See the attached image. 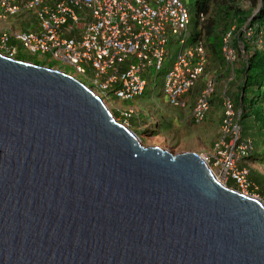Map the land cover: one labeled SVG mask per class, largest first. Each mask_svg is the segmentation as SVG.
<instances>
[{
    "label": "water",
    "instance_id": "1",
    "mask_svg": "<svg viewBox=\"0 0 264 264\" xmlns=\"http://www.w3.org/2000/svg\"><path fill=\"white\" fill-rule=\"evenodd\" d=\"M0 264H264V203L0 52Z\"/></svg>",
    "mask_w": 264,
    "mask_h": 264
},
{
    "label": "built area",
    "instance_id": "2",
    "mask_svg": "<svg viewBox=\"0 0 264 264\" xmlns=\"http://www.w3.org/2000/svg\"><path fill=\"white\" fill-rule=\"evenodd\" d=\"M0 10L4 15L25 11L34 18V25L26 31H0V51L10 57L17 53L15 46L8 45L14 36L28 52L48 54L72 65L90 86L84 84L109 104L112 99L121 102L143 94L148 79L154 82L169 56L171 41L181 46L163 78L162 91L170 105L184 107L186 93L205 73L207 49L203 40L187 41L190 18L181 0H0ZM204 20L200 13L199 26ZM230 33L224 35L221 50L225 68L232 72L236 54ZM213 90V80L207 78L192 105L194 122L204 120ZM221 98L217 140L201 156L219 182L225 184L231 178L239 191L247 193L248 169L238 168L237 162L251 154L253 142L241 137L240 110L225 88ZM114 109L127 125L139 112L133 105H115Z\"/></svg>",
    "mask_w": 264,
    "mask_h": 264
},
{
    "label": "rangeland",
    "instance_id": "3",
    "mask_svg": "<svg viewBox=\"0 0 264 264\" xmlns=\"http://www.w3.org/2000/svg\"><path fill=\"white\" fill-rule=\"evenodd\" d=\"M181 1L188 10L189 18L191 21V25H188L186 29L185 37L188 38L194 29V20L196 17V0ZM245 6L247 5L245 4ZM10 19L11 21H15L14 18ZM27 25H30L29 27L32 28V26L34 25V21L32 20L31 23L29 22L27 23ZM9 46H15L17 49L16 56L23 60H27L28 62L33 64L40 63V65L42 66L57 68L90 86V83L83 76L77 74L74 67L65 61L52 59L48 54L43 56L39 52L34 54L30 53L25 48H23L20 41L16 40L14 36H11ZM180 46V44L170 46V55L165 58L161 69L156 72L154 83H152L151 87H147V90L141 97L121 102H117L116 99H112V102L110 104L107 103V106L112 112L115 113V116L118 118L117 120L120 122L124 119L114 109L115 105H136L138 107L140 118L142 122L146 123L143 124V127H147L148 130L144 132H142L143 130L138 131L135 125H132L131 128L138 134L141 143L145 146H159L162 149H167L173 154L187 151L204 153L212 149V146L208 148V142L213 139L214 144L218 137L220 125L217 124V120L222 113V103L219 94L224 84L226 83V78L229 74L225 70L222 63H219L217 60L210 58V56L208 57L205 78H210L214 83V92L211 96L210 111L207 114V118L205 120L200 123L194 122L190 114L193 102L192 104L187 105V101L189 100L185 99L186 103L184 107H173L168 105L166 97L162 93L164 73ZM1 52L6 53L5 51ZM204 83V78L198 79L196 86L189 92V98L194 99L199 90L204 87ZM260 89L261 98L259 99L258 103L253 104L252 112L253 110L259 108L258 114L259 116H263V118L258 116L255 121L252 119H250V121L251 124L255 125V127H251V131L253 134L252 138L254 139L255 144L258 146L257 148H260L259 153L264 156V82L261 85ZM132 119H134L133 121H136L137 124V118ZM244 122L245 119L243 118L242 124ZM155 123H162V125H164L162 126V128H160L162 132L153 133L151 131ZM256 126L258 129L256 128ZM247 162H249L250 164L255 163L251 159H248L246 163ZM254 165H256L258 170L264 174V163H255ZM252 193H254L260 199V201L264 203V197H262V195L254 191H252Z\"/></svg>",
    "mask_w": 264,
    "mask_h": 264
},
{
    "label": "trees",
    "instance_id": "4",
    "mask_svg": "<svg viewBox=\"0 0 264 264\" xmlns=\"http://www.w3.org/2000/svg\"><path fill=\"white\" fill-rule=\"evenodd\" d=\"M195 6L196 16L203 13L206 18L197 29L195 22L198 20L195 18L194 32L188 41L192 43L203 40L208 57L210 56L219 63L223 62L221 42L224 35L231 32L230 41L237 59L234 76H237L239 81L238 93L233 96V100L235 107L242 111L240 119L241 137L245 138L246 136L242 135V120L244 118L246 121L249 119L255 121L259 116V108L252 112V107L261 98L260 87L264 82V0H196ZM248 31H250L249 35L247 34ZM242 53L245 58L242 57ZM14 58L27 61L17 56ZM34 64L40 65V63ZM229 94L231 95V93ZM113 115L115 116L114 112ZM259 117L263 118V116ZM133 120L130 121L131 126L136 123ZM162 126H164L162 123H155L151 131L153 133L162 132L160 129ZM249 126L250 129L255 127L251 123ZM147 130L146 128L144 131ZM254 151L253 143L252 154L247 159L264 163V156L259 151ZM227 186L235 188L231 178L227 180Z\"/></svg>",
    "mask_w": 264,
    "mask_h": 264
},
{
    "label": "crops",
    "instance_id": "5",
    "mask_svg": "<svg viewBox=\"0 0 264 264\" xmlns=\"http://www.w3.org/2000/svg\"><path fill=\"white\" fill-rule=\"evenodd\" d=\"M24 15H26L27 17H29L28 20H26V18H24ZM2 16V17H1ZM10 18H14L15 21H11ZM34 21V18L31 16L30 13H27L25 11H22L16 15H7V14H3L2 12H0V31H6L10 34H12V32H20V31H26L29 29L27 23ZM27 22V23H26ZM21 29V30H18ZM10 42V40H9ZM9 45V43H8ZM224 66V65H223ZM239 81L237 79V76H234V78L232 80L229 81L228 83V92L231 93L232 96H235L238 93V87H239ZM189 93H187L185 95L186 100L187 101V105L192 104V102L194 101V99L189 98ZM207 118V116H206ZM205 118V119H206ZM220 118H221V114L219 116V119L217 120V124L219 125L220 123ZM251 123L250 119L249 121H246L242 124V135L243 136H249L252 138V131L250 129L249 124ZM144 124H146L144 122ZM134 125L136 126V123H134ZM137 127V126H136ZM217 135V133H216ZM253 143H254V147H255V151L254 152H258L260 151V148L258 149L257 145L254 142V139L252 138ZM209 147L210 148L213 144V139L210 140L208 142ZM207 148V149H208ZM248 160V159H247ZM246 160V161H247ZM257 163V162H255ZM253 164H250L249 162L245 163V161H241L240 163H238L239 166L242 165H248L250 168V173H249V180L251 182V190L254 192L259 193L260 195H262V197H264V174L258 170L257 166Z\"/></svg>",
    "mask_w": 264,
    "mask_h": 264
},
{
    "label": "clouds",
    "instance_id": "6",
    "mask_svg": "<svg viewBox=\"0 0 264 264\" xmlns=\"http://www.w3.org/2000/svg\"><path fill=\"white\" fill-rule=\"evenodd\" d=\"M200 14V13H199ZM199 14L195 17L197 20H198V16H199ZM205 18H206V16H205ZM204 22V21H203ZM31 23V22H30ZM189 25H191V21H190V23H189ZM30 25H28V27H29ZM195 26H196V29L199 27V21L198 22H195ZM30 28V27H29ZM195 28V27H194ZM193 32H194V29H193ZM192 32V33H193ZM192 33L190 34V36L192 35ZM190 36L187 38V41L189 40V38H190ZM174 41H171L169 44H168V49H169V51H170V46L171 45H174V43H173ZM188 42H190V41H188ZM221 44H222V42H221ZM1 52V51H0ZM243 52V51H242ZM1 53H3V52H1ZM3 54H5V55H7L6 53H3ZM17 54V53H16ZM16 54L14 55V56H16ZM169 55H170V53H169ZM8 56V55H7ZM14 56L13 57H11V58H14ZM10 57V56H9ZM168 57V56H167ZM242 57L243 58H245V56H243V53H242ZM237 60V59H236ZM207 63H208V60H207ZM222 64L224 65V61L222 62ZM235 64H236V61H235V63H234V68H233V71L231 72V71H229V70H227L226 68H225V65H224V68H225V70L228 72V77L226 78V83L224 84V86H223V88L221 89V91L225 88L226 89V93L231 97V99H232V101H233V104H234V100H233V96L232 95H230L229 94V92H228V83H229V81L230 80H232L233 78H234V69H235ZM42 66V65H41ZM45 67H47V66H45ZM48 68H51V69H57V68H54V67H48ZM57 70H59V69H57ZM59 71H61V70H59ZM63 72V71H62ZM205 75H206V68H205V73L203 74V76H201L200 78H204L205 79V82H206V78H205ZM73 77V76H72ZM199 78V79H200ZM80 82H81V80H79ZM197 82H198V80H197ZM197 82H196V84H197ZM81 83H83V82H81ZM148 83H150V87H151V85H152V83H154V82H151V80H150V78L148 79V81H147V84H146V87H145V90L147 89V85H148ZM84 84V83H83ZM196 84L194 85V87L196 86ZM85 85V84H84ZM204 85H205V83H204ZM86 86V85H85ZM193 87V88H194ZM192 88V89H193ZM153 89V88H152ZM192 89H190L187 93H189ZM145 90H144V92H143V94L145 93ZM201 90V89H200ZM199 90V91H200ZM213 92H214V90H213ZM162 93H163V91H162ZM186 93V94H187ZM199 93V92H198ZM197 93V94H198ZM96 94V93H95ZM142 94V95H143ZM164 94V93H163ZM197 94H196V96H197ZM213 94V93H212ZM97 95V94H96ZM142 95H140V96H138V97H141ZM165 96V95H164ZM196 96L194 97V98H196ZM212 96V95H211ZM219 96H220V100H221V103H222V98H221V92H220V94H219ZM138 97H136V98H138ZM101 98V97H100ZM136 98H134V99H136ZM102 99V98H101ZM103 100V99H102ZM133 100V99H132ZM195 100V99H194ZM128 101V100H127ZM166 101H167V99H166ZM103 102L107 105V102L106 101H104L103 100ZM167 103H168V101H167ZM193 103H194V101H193ZM210 104H211V98H210ZM168 105H170L169 103H168ZM193 105V104H192ZM127 106V105H126ZM136 106V105H135ZM170 106H172V105H170ZM108 107V106H107ZM137 107V106H136ZM173 107H175V106H173ZM234 107H235V105H234ZM109 108V107H108ZM138 108V107H137ZM178 108H180V107H178ZM110 109V108H109ZM191 109H192V106H191ZM235 109L236 110H240V117H239V125H240V128H241V124H240V119H241V109L240 108H237V107H235ZM139 110V109H138ZM111 111V110H110ZM209 111H210V108H209ZM209 111H208V113H209ZM222 111H223V105H222ZM112 112V111H111ZM113 113V112H112ZM207 113V114H208ZM119 114V113H118ZM191 114V113H190ZM207 114H206V116H207ZM206 116H205V118H206ZM115 117V116H114ZM221 117H222V113H221ZM116 119H118L117 117H115ZM133 118H137V124H136V126H137V129H138V131H140V130H145L147 127H143L144 125V122H142V120H141V118H140V115H139V112H138V115H137V117H133ZM205 118H204V120H205ZM132 119V118H131ZM130 119V120H131ZM129 120V121H130ZM129 121H128V125L127 124H125L123 121H121V123H123L124 125H126L127 127H129L130 129H132L131 127V125H130V123H129ZM120 122V121H119ZM202 122V121H201ZM200 123V122H199ZM220 123H221V118H220ZM220 125V124H219ZM133 130V129H132ZM134 131V130H133ZM135 132V131H134ZM136 133V132H135ZM240 133H241V130H240ZM137 134V133H136ZM219 134V133H218ZM138 135V134H137ZM249 138H251V137H249ZM252 139V138H251ZM253 142V141H252ZM213 145L214 144H212V147H213ZM207 152V151H206ZM198 153V152H197ZM205 153V152H204ZM201 154L202 153H199V155L201 156ZM252 154V153H251ZM202 157V156H201ZM204 160V159H203ZM245 160H247V157L245 158V159H242V160H239L238 162H237V167L238 168H242V167H246L247 169H248V175H247V179H248V181H249V183H250V186H251V182H250V180H249V173H250V168H249V166L248 165H242V166H239L238 165V163H240L241 161H245ZM205 161V160H204ZM206 162V161H205ZM207 163V162H206ZM245 163H246V161H245ZM208 164V163H207ZM263 164V163H262ZM208 166H209V164H208ZM209 168H210V166H209ZM211 170V169H210ZM211 172H212V170H211ZM213 174V173H212ZM229 179V178H228ZM227 179V180H228ZM233 183H234V181H233ZM225 185L227 186V181H226V183H225ZM234 185H235V183H234ZM229 187V186H228ZM230 188H233V187H230ZM233 189H237L238 190V188H237V186L235 185V188H233ZM239 191V190H238ZM241 192V191H240ZM243 193V192H242ZM244 194H247V195H251V196H254V197H257L254 193H252V190H251V187H249V190H248V192L247 193H244ZM258 198V197H257Z\"/></svg>",
    "mask_w": 264,
    "mask_h": 264
}]
</instances>
